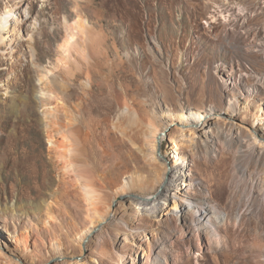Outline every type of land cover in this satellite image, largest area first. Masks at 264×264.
Listing matches in <instances>:
<instances>
[{
  "label": "rangeland",
  "instance_id": "1",
  "mask_svg": "<svg viewBox=\"0 0 264 264\" xmlns=\"http://www.w3.org/2000/svg\"><path fill=\"white\" fill-rule=\"evenodd\" d=\"M6 9L20 17L16 29L4 21ZM81 18L96 29L104 42L100 57L94 59L100 74L96 73L88 93L84 47L78 52L73 47L66 52L64 47L69 32L75 35L71 40L74 44L85 39L77 25ZM3 24L8 26L2 32ZM32 28L38 32V56L33 59L26 54L27 67L20 75L19 56L27 47L21 34ZM256 34L263 40L260 46L254 45ZM72 56L80 57L84 66L83 72L74 76L65 66L72 65ZM232 66L239 72L235 85L224 82L222 77V69ZM119 69L128 76L117 78L109 74ZM61 74L69 78L70 97L78 106L64 103L56 86ZM262 82L264 2L260 0H90L89 6L86 0H0L1 250L7 254L13 251L23 264L31 263V256L18 252L11 241L7 227L14 231L17 224L28 232V246L37 250L32 264H66L73 254L81 264H153L158 254L162 264H230L239 258L264 264V197L251 189L252 179L240 181L233 164L235 153L247 149L244 139L252 131L264 132ZM125 98L143 105L146 115L160 129L167 127L169 134L157 151L160 157L171 164L175 152L193 160L189 166L179 160V166H185L184 172L198 180V190L186 183L177 197L201 200L226 214L219 224V235L215 236L221 246L211 249L209 235L197 232L191 218L178 219L168 211L174 200L162 214L153 209L143 212L141 205L136 206L116 190L113 182L121 179L124 183L149 160L142 157L138 167L131 158L130 149H136L133 147L124 148L125 158L120 157L119 148L112 147L113 158L103 160L109 132L105 120L118 119L126 109ZM231 101L235 103L232 107L228 106ZM104 103L109 109L98 112ZM206 106L224 112L223 118L216 117L211 125L199 124L189 129L187 117H196L190 110L198 112ZM233 108L235 122L226 119ZM72 110L91 137L89 158L99 172L97 181L102 183L95 185L100 190L94 193L111 205L102 240L91 239L83 251L77 228H82L83 234L93 226L87 216L90 188L85 187L83 180L69 185L72 176L63 168L68 153L64 146L54 148L48 136L51 132L59 141H67L64 129ZM96 122H103L98 130ZM238 129L242 130L241 136ZM95 130L101 138L93 137ZM209 130L212 133L207 139L205 132ZM204 139L209 140L207 144ZM228 151L232 160L230 172L236 179L224 185L217 181L221 173L218 164ZM252 168L255 165L249 172L254 171ZM142 172L150 176L149 172ZM262 172L264 176V168ZM143 188H133L131 195L142 199L147 191L161 190L158 185V189ZM49 204H53L51 214Z\"/></svg>",
  "mask_w": 264,
  "mask_h": 264
},
{
  "label": "bare ground",
  "instance_id": "2",
  "mask_svg": "<svg viewBox=\"0 0 264 264\" xmlns=\"http://www.w3.org/2000/svg\"><path fill=\"white\" fill-rule=\"evenodd\" d=\"M260 1L264 2V0H260ZM86 2L89 6L90 0H86ZM10 11H11L10 9H6V12H5V15L3 16V19L6 23L9 21L10 24L13 26V29H16L17 26L19 25L20 17L17 16L16 14H12ZM240 11H242V10H240ZM232 13H234V11H232ZM241 14H243V13H241ZM241 17H242V15H241ZM241 17H238V18H241ZM77 25H78L79 29L82 30L83 33L85 34V36H86L85 39L81 43L79 42L80 44H78L77 42H76V44H74L71 42V40L74 41L73 38L75 37V35H74V33L69 32L68 37L65 39L64 47L66 46L65 47L66 52L70 51L69 50L70 47L75 48V52H78V50H80V49L82 50L83 49L82 47H84V52L83 53L81 52V53L83 54V59H84L83 61L87 65L86 71L84 73H85V76L88 78V80H87L88 82L86 83V88H87L86 93H88L87 90L91 89V87L93 85L94 77L97 76L96 73H99L97 70L98 66L96 65L97 61L94 62V59L100 57V55H101L100 52H102L101 47H102L104 42L100 39V35L97 34L96 29H94V27H91L84 19L81 18ZM7 26H8L7 24H5L3 26L4 28L2 29V32L6 30ZM37 33L38 32H37L36 28H32L30 31H28L27 34H21V32H20V34L22 36L21 40L27 41V47L25 48V51L22 54H20V56H19V61L21 63L20 64V71H21L20 75L24 74L26 67H27L26 61L28 58H27L26 54L31 56L33 59H36L38 56V50L36 48ZM254 37H255L254 38V40H255L258 37L257 34ZM262 41L259 40V38H257L254 41V45L260 46L263 43ZM77 45H79L78 48L76 47ZM252 49H253V47H252ZM72 59H73L71 62L72 65L66 64L65 66H67L66 69L70 70L71 74L74 76V75H77L80 71H82V68L84 66L82 67V59H80V57L79 58H73V56H72ZM100 62H102V60ZM102 65H104V64H102ZM102 65H100V66H102ZM105 66H106V64H105ZM121 66H122V64H121ZM124 67L127 68L126 62H124ZM128 67L130 68L129 65H128ZM108 69H111V66H109ZM222 71H223L222 77H223V80H225L224 82H227L228 84L235 85L236 84V78L239 79V76L237 75L239 72L234 68V66H232L231 68L225 67L222 69ZM100 72L102 74H104L103 70ZM109 74L112 77L117 76V78H119V75H121V76L125 75L126 77L128 76L127 73L125 72V70H123V69H119L117 71L112 70L109 72ZM19 78H21V76ZM240 79H242V78H240ZM110 80H111V78H110ZM262 83H264V82H262ZM56 86L61 91V94L63 96L62 97L63 101L67 106H71V107L78 106L74 97L73 98L70 97L69 90L71 88V84H70L68 77L61 74V77L59 79H57V85ZM232 91L233 90L231 89L230 92H232ZM23 97H25V96H23ZM128 101H129V99L127 98L123 104V106L126 107V109L120 114L118 119L112 120V119L107 118V120H105L104 125H106L109 128V132H108V135L106 137L107 142L105 145L107 147H105L106 149H105V154H103L104 155L103 160L113 158V156H112L113 152L110 153V150L112 147L119 148L121 150V154H122L120 157L123 156L124 158L126 157L124 148H128V147L136 148V149H130V154H131V158L137 163L138 167L141 166L140 163L143 161L142 157H144L147 160L149 158V160H148V163H145L142 167H140L141 168L140 171L139 170L133 171L131 178L125 180L124 183L122 182L121 179H118L115 182H113L115 185H117L116 190L119 193H121V196H125L127 198V200L131 201L132 203L134 202V204L136 206L141 205L143 212L148 211L150 209H153L154 212H159L160 214H162V212L164 213L165 210H167V207H168L167 205L169 204V202L171 200H174L173 208L170 207L171 209H168V211L173 212V214L176 215V217L178 219L184 217L185 219L188 220V218H191V220H190L191 224H193V228H195V230L197 232H200V231L206 232L207 235H209L210 248L213 249L214 247L219 246L221 244V241L218 237H215V236L219 235V233H218L219 224L221 223L222 220L224 221V219L226 218L225 217L226 214L222 210H219L218 207H216L214 205L207 206L206 203L202 202L201 200L196 201L194 199H191L192 197L191 198H188V197L187 198H181V199H180V197L179 198L177 197V194L179 193L178 190L180 189V187L182 185H185L186 183L189 187H191L192 190H195V191L198 190V186L200 184L198 182V180L191 177L189 175V173H187V171L184 172L185 166L184 167H182V165L179 166V163H180L179 160L184 165H188V166L190 165V163L193 160L191 161L190 158H188L186 156H178L175 152H174V154H172L171 164H169L164 159V157H160L157 154L158 153L157 151H158V148L160 150V147H161L163 140L165 139L167 134H169L167 129H166L167 127L165 126L166 127L165 129H160L158 127V125L154 122L155 120L153 121L152 119H150V117H148L146 115L147 113L144 111L143 105L139 106V104H136L137 101L136 102L133 101V103H130ZM140 101L141 100H139L138 102H140ZM233 103L234 102L231 101L230 105L228 104V106L232 107ZM103 108L109 109V107L106 105V103H104L102 108H99V109L97 108L98 112H101L103 110ZM148 112H150V111H148ZM190 113L191 114L193 113V115L196 117H187L188 119H187L186 123H187V126H189V129L192 128L194 125H199V124H201L203 126H207L208 124L212 123L216 117H220V118L222 117L223 118L222 115L225 114L224 112L220 111L217 108H214V107L208 108V106H206L205 108H200V111H198V112H194L193 110H190ZM234 116H235V112H234V108H233V110L230 113V116L226 119H229L230 121H234ZM217 120L218 119H216V121ZM101 123L103 124V122H96L95 123L96 130L101 128V126H102ZM194 127L197 128V126H194ZM65 128L66 129H64V138L67 140L66 142L65 141H59L58 139H56V136L54 135V133L49 132L48 136H49V140L52 143V146L54 148L58 149V148L64 146L66 149V153H68V155L67 154L65 155V157L68 156V159L66 160V162H64L63 168L68 172V174H70L69 177L72 176L71 180L69 182V185H72V184L77 185L78 181L83 180L85 182V187L90 188V189H88V193L86 192L87 196H89L88 200H89V205H90V207L88 206L89 208L87 209V212H88L87 216L90 219L93 226L89 230L84 232L83 234H81L83 229L80 227L77 228L78 233L80 235L79 236V239H80L79 245L81 246L82 251H83L87 247V245L91 239L95 238L94 242H98L99 240H102L104 229H105V226H104L105 222L104 221L109 220L108 215L110 213L111 205L106 204V202L104 203V200L102 199V197H99L96 195V193H94V192L100 190V188L95 187V185H102V183L97 181V180H99V174H98L99 172H98L97 168L95 166H93V164L90 162V158H89V149H88V142L89 141L88 140L91 137H89L90 135L83 128V125H82L80 119L78 118V116L76 115V112L74 110L71 111L69 121L66 124ZM237 128H239V126ZM96 130L93 132V137L98 136L101 138L102 135L98 134V131H96ZM193 131H194V128H193ZM211 131L212 130L205 132V134H206L205 136L207 137V139H210V136L212 133ZM220 132H222V130ZM229 132H230V130H229ZM232 132H231V134H233ZM237 134L238 135L242 134V130L238 129ZM221 135H222V133H221ZM213 137H211V138H213ZM214 138H216V137H214ZM175 141H176V138L174 139L173 142L175 143ZM205 141H206L205 144H207L209 140L208 141L205 140ZM243 142H244L243 144H245L247 146V149H240L239 151H237L235 153V155H234L235 156V159H234L235 163H233L234 167H235V171H237L236 173L239 174L240 181L246 180V179H252L253 183L251 184L252 187L250 186L251 189L255 190L256 193H261L264 197V176H263V172H262V170L264 168V132H263V134H260V132H258V131L257 132L252 131L248 135V137L246 139H244ZM148 147L151 148L152 151L148 152ZM174 147L171 146V149H174ZM205 147L208 148L209 146H205ZM214 149H212V150H214ZM137 150L139 152L141 151L142 153H144V156H141ZM206 153H208V152H206ZM248 157L251 159V162H250V159L248 162L244 161ZM191 159H193V158H191ZM126 160H127V158H126ZM231 161H232L231 160V153L229 151L225 152V154H223L221 159H220V164H218V166L220 168L219 170L221 171V173H220V177L217 178V181L221 184L226 185L230 181H234L236 179V176L232 175V173L230 172L231 167H232ZM253 165H255V169L252 168V169H254V171L249 172V170H251V166H253ZM188 166L186 167V169H188ZM80 169L81 170L83 169V170L81 171V173H78L79 172L78 170H80ZM182 169H183V171H182ZM142 170L147 171V173L149 172L150 176L148 175L146 177L145 176L146 174L144 172H142ZM130 174H131V172H130ZM237 181H238V177H237ZM157 185H158V187L159 186L161 187L160 191H158L157 193L152 192V191H149V192L147 191V192H145L146 194L145 193L142 194V196H143L142 199L135 198L131 195L133 188H137V187H144L145 188L148 186L150 189H156ZM92 192L94 194H92ZM135 194H137V193H135ZM206 197L207 196H205L204 199L208 200V198H206ZM247 199H249V197ZM255 201H257V200H255ZM51 203H53V202H51ZM247 204H249V203H247ZM51 205H53V204H49L47 207L49 214H51L54 210ZM149 205H151V206H149ZM249 209L251 210V208H249ZM262 209H264V205L262 206ZM263 221H264V217H263ZM7 228L11 234V237H10L11 241L13 242V244L16 245L17 249L19 250L18 252H20L23 255L29 254L31 256L32 260H31V263H27V264H32V262H34L35 258L37 257V253H36L37 250L31 249L28 246V243L31 241L28 238L29 237L28 232L21 230L17 224H15L14 231H12L10 227H7ZM261 249H262V254L264 257V239H263ZM70 257H71L70 260H67L65 262L66 264H71V261L74 264H81L79 262V258H77L74 254L71 255ZM62 258H64V257H62ZM67 259H68V257H67ZM161 260H162V256L160 254H158L154 258L153 264H162ZM0 261L4 262V264H23L20 256H18L17 254H13V251L11 254H7V253L3 252L1 250V248H0ZM42 264H44V263H42ZM230 264H255V263H252L250 260H248L246 258H239L238 261L233 259L230 262Z\"/></svg>",
  "mask_w": 264,
  "mask_h": 264
}]
</instances>
